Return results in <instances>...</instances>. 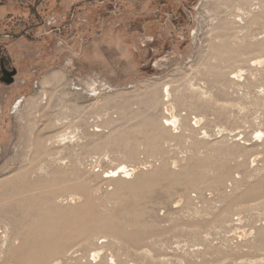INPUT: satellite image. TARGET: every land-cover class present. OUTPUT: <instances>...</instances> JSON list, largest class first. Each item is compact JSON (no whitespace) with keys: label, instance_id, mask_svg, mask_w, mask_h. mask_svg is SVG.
Returning <instances> with one entry per match:
<instances>
[{"label":"rangeland","instance_id":"rangeland-1","mask_svg":"<svg viewBox=\"0 0 264 264\" xmlns=\"http://www.w3.org/2000/svg\"><path fill=\"white\" fill-rule=\"evenodd\" d=\"M0 52V264H264V0H0Z\"/></svg>","mask_w":264,"mask_h":264},{"label":"bare ground","instance_id":"bare-ground-1","mask_svg":"<svg viewBox=\"0 0 264 264\" xmlns=\"http://www.w3.org/2000/svg\"><path fill=\"white\" fill-rule=\"evenodd\" d=\"M169 87V86H168ZM164 94H166L167 96L169 95V91H168V89H166V91H165V93ZM167 109H168V111L171 113V119H172V122L173 123H175L176 121H177V116L174 114V112H173V107L170 105V104H168L167 105ZM166 120V119H165ZM118 168H121V172H124L125 174H129L130 173V170L129 169H127V167L126 166H124V165H121V166H119ZM116 171V170H115ZM111 172H114L113 170L111 171ZM94 253V252H93ZM97 254V253H96Z\"/></svg>","mask_w":264,"mask_h":264},{"label":"trees","instance_id":"trees-1","mask_svg":"<svg viewBox=\"0 0 264 264\" xmlns=\"http://www.w3.org/2000/svg\"><path fill=\"white\" fill-rule=\"evenodd\" d=\"M2 54H4V55H2ZM2 54L0 52V73H2L1 66H5V63H6V60H7L5 53H2Z\"/></svg>","mask_w":264,"mask_h":264}]
</instances>
